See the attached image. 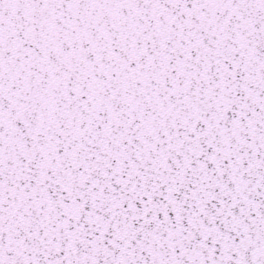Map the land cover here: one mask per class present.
I'll return each mask as SVG.
<instances>
[{
  "label": "snow or ice",
  "instance_id": "1",
  "mask_svg": "<svg viewBox=\"0 0 264 264\" xmlns=\"http://www.w3.org/2000/svg\"><path fill=\"white\" fill-rule=\"evenodd\" d=\"M0 264H264V0H0Z\"/></svg>",
  "mask_w": 264,
  "mask_h": 264
}]
</instances>
